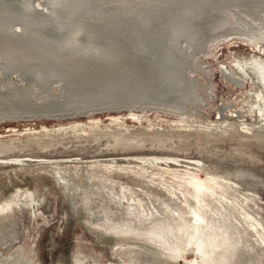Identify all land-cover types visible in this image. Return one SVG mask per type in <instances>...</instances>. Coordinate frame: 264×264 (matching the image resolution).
Segmentation results:
<instances>
[{
    "label": "rangeland",
    "instance_id": "1",
    "mask_svg": "<svg viewBox=\"0 0 264 264\" xmlns=\"http://www.w3.org/2000/svg\"><path fill=\"white\" fill-rule=\"evenodd\" d=\"M8 1L0 25L19 30L31 17L39 26L28 32L58 36L65 12L54 0ZM79 1L70 21L99 52L119 38L111 24L138 19L127 0ZM172 4L148 17L164 21ZM202 16L199 45L176 39L197 107L175 106L158 80L122 68L35 75L0 57V264H264V85L252 63H264V42Z\"/></svg>",
    "mask_w": 264,
    "mask_h": 264
},
{
    "label": "bare ground",
    "instance_id": "2",
    "mask_svg": "<svg viewBox=\"0 0 264 264\" xmlns=\"http://www.w3.org/2000/svg\"><path fill=\"white\" fill-rule=\"evenodd\" d=\"M6 1H8V0H6ZM6 1L0 0V14L4 13V11L6 10V9H4V7H6L5 4L9 5V3H7ZM51 1H53V0H51ZM127 1H129L128 4L132 8V10L134 9L136 11V13L138 14V19H131V21H127L121 17L122 19L121 20L119 19L120 21L118 20L117 24H114V25L111 24V27H113V26L114 27L111 28L112 30H109V29L108 30L112 31V33H114L116 37L117 36L119 37L117 39L113 38V40H111V44H112L111 52H112V54L107 49H104V50L102 49L101 52H99V51H97V49H93L89 45L88 46L85 44L80 45L78 40L82 36L78 39V37L81 35L79 27L76 26L77 25L76 23H74L73 21L72 22L70 21L72 18H74V16L83 7V3L79 0L75 1V2L73 1L74 3L71 4L70 6L69 5L66 6L67 4H66L65 0H54V3L52 2L56 6L54 10H57V8H58L61 10L59 12H61V13L65 12V13H63V15H61L62 17H60V20L57 21L56 26H54L56 28L55 31H57V34H55V37H56V35H58L54 39L47 38L45 36H39L38 31H37V35H36V32H35V34L28 32L27 27L31 29V28H36L37 26H39L38 22L36 23V22H34V20H31L32 19L31 17H29L28 19H27V17H25L27 20H23L24 25H21L20 23H18V24H20V27H18L19 30L13 29L8 24L0 25V57L2 59V62L6 60V62H5L6 65L4 68H6V69L12 68L15 70H21L23 72H27L30 74L35 73V75H36V74L40 73L43 70V68L46 67L45 69L49 70V72H50V69H53V70L59 69L58 72L61 71L62 73L66 74V76L69 75L70 77L72 75L74 76L75 73L77 75L78 74L84 75V74H82L84 71H88L89 73H93L91 71L94 68L100 69L103 73L107 72V71H111L112 74L113 73L115 74V72H117V71L119 72V69L121 70V68H122L124 71H127L128 73L129 72L130 73L135 72V74H140V76L142 78H144V79H142L143 81L144 80L150 81V79H155V81L158 80L157 84L159 83L161 85L160 87L158 86L159 89H161V94L165 97L171 98V101H173L175 106L186 103L189 105V107H193V106H196L197 103L199 104V100H200L199 98L201 96L199 97V95L196 94L195 84L190 80L191 76L189 75V73L187 71V68H190L186 65L189 62V56H190L187 54L188 49L186 47L187 50H184L182 47L178 46V44H177L178 42L176 39L178 36L181 35V36L186 37V39L188 40V43H189L188 45H199L200 44V36H201L202 28L200 26L199 21L203 18V16H202L203 11H207V15H208L207 17L212 16L213 13L217 14L218 19L215 22V25H222V26L224 25V27H225V25L228 24L229 26H233L235 28H238V31L236 30L237 33H240L241 36H244V38H246V40H248L250 43H254L256 41H263L264 42V0H127ZM164 1H166L167 5L174 3V4H172L171 7L173 9H175L177 6L179 9H178V11H174V14H176V13H178V14L174 15L172 13V11L171 12L169 11L168 12L169 16L164 21H160V20L156 21V19L158 18L157 15H155L157 17H148V14H149L148 9L152 8V9L158 10V8H159L162 10L163 9L162 4ZM178 1L180 2V5L177 4ZM36 2H38V1H36ZM47 2H48V0H47ZM63 2H65L66 5L62 4ZM121 3H123V2H121ZM137 4H141V5L137 6ZM11 5H12V3H11ZM101 8L104 9L103 7H101ZM89 11H90V9L88 10V12ZM93 11H95V9ZM109 11H110V9H109ZM116 11H118V10H116ZM116 11H115V14H116ZM164 12H165V9H164ZM5 13H7V12H5ZM101 13H103V12H101ZM91 14L95 15L96 13L94 14V12H93ZM123 14H124V12H123ZM57 15H59V14H57ZM103 15H104V13H103ZM79 16H82V14ZM86 16H87V14H86ZM100 16H101V14H100ZM113 16L115 17L114 14H113ZM113 16H112V18H113ZM88 17H89V15H88ZM95 17H96V15H95ZM100 18L102 19V17H100ZM76 19H78V18H76ZM80 19H82V18H80ZM93 19L95 20V18H92L91 22H93ZM87 20H88V18H87ZM113 20H114V18L112 19V23H113ZM116 20H117V18H116ZM79 21L81 23V20H79ZM89 21H88V23H89ZM75 22H77V21H75ZM53 23H55V22H53ZM16 24L17 23H15V25ZM46 24L47 23H45L44 26ZM108 24H110V21ZM48 28H47V30H48ZM212 28H209V29L212 30ZM37 29L39 30V28H37ZM49 29H51V28H49ZM81 29H82V27H81ZM229 29H231V28H229ZM40 30L42 31L43 29H40ZM47 30H46V32H47ZM95 30H97V29H95ZM219 30H221V29H219ZM52 31H54V30H52ZM221 31H223V30H221ZM93 32H95V31H93ZM212 32L213 31H211L210 33H212ZM204 35L201 36V38H204ZM208 35H210V34L208 33ZM205 36H207V35H205ZM112 37L113 36H111V38ZM180 37H179V39H180ZM209 37L210 36H208V39H209ZM204 39H202V40H204ZM88 40H89V38H88ZM181 42H183V41H181ZM210 42H211V38H210ZM191 51H193V50H191ZM252 63L254 65L256 73H257V75L261 81V85L262 84L264 85V63L260 62V61H256V60H253ZM197 64H199V63H197ZM199 67L200 66H198L194 70H196V72L200 71L202 73L209 75L208 71L203 70ZM194 70H193V72H194ZM62 73H61V75H64ZM59 74H58V76H61ZM135 74H134V76H135ZM239 74H241V73H239ZM61 77H64V76H61ZM61 77H59V78H61ZM63 79H66V77ZM63 79L61 78L62 82H63ZM80 79H82V78H80ZM67 80L68 79H66L65 81H67ZM53 81H55V80H53ZM143 81H140V82H143ZM138 82H139V80H138ZM138 82L136 81V83H138ZM47 83H50V82H47ZM124 83H125V81H124ZM152 83H153V81L149 84H152ZM149 84L145 85V87L148 86ZM124 85H126V84H124ZM131 86L132 85H130V87H129L130 89H132ZM72 87H74V86H72ZM135 87L139 88V86H135ZM145 87H144V89H145ZM150 87H149V89L152 88V87L151 88ZM201 87H203V86L201 85ZM209 87L207 85L204 86V88L207 89L208 92L210 91ZM122 89H124V88H122ZM122 89H120L121 92H122ZM196 89H197V87H196ZM125 90H126V87H125ZM128 90H127V92H128ZM125 92L126 91H124V93L123 92L122 93L125 94ZM132 92H134L133 89H132L131 93ZM137 92H139V91H137ZM94 94H96V93H94ZM140 94H141V92H140ZM156 94H157V92H156ZM82 95L83 94H81L80 96L82 97ZM97 95H99V97L101 96L100 94H97ZM105 95L107 96V94H105ZM117 95H119V94H117ZM142 95H143V93H142ZM146 95H148V94H146ZM84 96H85V94H84ZM91 96H90V100H91ZM125 96H127V95H125ZM0 97H2V96H0ZM77 97H75V98H77ZM97 97H96V99H97ZM138 97L140 98L139 95H138ZM148 97H151V94H150V96L148 95ZM112 98H113V96H112ZM58 99L60 100V98H58ZM162 99H163V97H162ZM166 99H168V98H166ZM4 100H6V99H3V101ZM99 100L101 102V99H99ZM13 101H15V100H13ZM82 101L85 102L86 100L83 99ZM111 101H112V99H111ZM165 101L166 100H164V102ZM73 102H75V101H73ZM70 103H72V102H70ZM76 103L78 104V102H76ZM106 103H107V101H106ZM132 103H134V102H132ZM132 103H130V105ZM151 103H153V102H151ZM90 104H91V102H90ZM136 104H138V103H136ZM158 104H159V102H158ZM69 105L72 106V104H68V106H66V107H69ZM144 105H146V104H144ZM147 105H149V103ZM165 106L167 107V105H165ZM8 107H11V106H8ZM163 107L160 106V108H163ZM134 109H135V107H134ZM142 110H141V112H142ZM21 111H24V110H21ZM128 114L130 115V117L132 116V117L137 118V116L133 113L129 112ZM114 119H116V118H114ZM117 120H118V118H117Z\"/></svg>",
    "mask_w": 264,
    "mask_h": 264
}]
</instances>
